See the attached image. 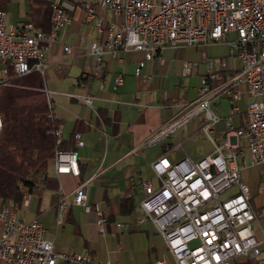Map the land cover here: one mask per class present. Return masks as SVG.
I'll use <instances>...</instances> for the list:
<instances>
[{"label":"built area","instance_id":"2783aa9c","mask_svg":"<svg viewBox=\"0 0 264 264\" xmlns=\"http://www.w3.org/2000/svg\"><path fill=\"white\" fill-rule=\"evenodd\" d=\"M95 3L121 17L119 23L109 21L104 26L102 19L95 17L94 8L85 4L86 20L96 18L95 27L104 35L89 48L97 68L103 54L114 57L119 52L134 50L143 53L135 68V74L140 75L145 62L162 47L209 42L225 43L228 58L240 62V68L220 89L229 87L226 91L232 103L243 93L250 97L245 124L234 126L226 120L221 140L213 138L211 126L218 117L211 112L210 102L220 89L210 88L207 78L203 77L193 107L181 119L165 126L160 134L173 131L185 119L202 112L206 122L201 130L213 142L214 150L197 159L186 157L170 161L161 156L153 162L152 169L160 184L154 187L148 180L137 183L142 196L135 220L138 223L150 221L155 226L175 264H231L240 257H257L261 250L252 228L255 212L250 203L249 188L240 179L239 160L247 151L250 165L264 164V0H95ZM73 7L68 0L52 2L48 31L37 28L28 20L9 24L6 10L0 9V86H9L12 77L25 76L32 71L39 72L44 78L48 46L70 21L67 9ZM63 49L66 53L71 52L68 45ZM209 64L212 65V60ZM216 68L226 69V61H221ZM191 70L192 64L184 61L182 75H188ZM121 80L120 75L114 76L115 84ZM43 91L47 117L55 122L50 93L45 87ZM71 95L93 108L94 96ZM53 133L59 143L62 140L59 125ZM160 134L152 136L146 143H155ZM232 137L235 142L231 141ZM75 142L77 146L82 144L77 133ZM53 170L55 175L78 176L77 152L56 151ZM91 179L75 187L71 202L86 212L91 210L87 202V184ZM261 185L264 186V176ZM20 190L19 205L11 199L0 204L1 264H118L87 254L57 252L37 218L27 220L18 215L19 206L27 207L34 193L24 186H20ZM67 207L68 203L60 196L57 224L62 222ZM94 211L98 231L104 233L108 214L101 207ZM115 226L127 229L128 223Z\"/></svg>","mask_w":264,"mask_h":264},{"label":"crops","instance_id":"0c3cea01","mask_svg":"<svg viewBox=\"0 0 264 264\" xmlns=\"http://www.w3.org/2000/svg\"><path fill=\"white\" fill-rule=\"evenodd\" d=\"M68 1L74 4L73 9H67L70 21L46 52L44 87L50 93L62 140H72L70 150L77 152L79 175H55L51 161L48 175L56 178L57 188L35 191L27 207L19 206L18 215L27 220L37 218L57 252L87 254L118 264H175L155 226L150 221L138 223L135 220L142 196L137 183L148 180L154 187L159 186L152 163L161 156L170 161L186 157L197 159L214 150L213 142L201 130L206 122L202 112L185 119L171 132H160L193 107L203 77L207 78L210 88L220 89L241 64L228 58L225 43L209 42L162 47L145 62L140 75L135 74V68L143 53L134 50L119 52L114 57L103 54L97 68L89 48L104 35L96 29L95 20L101 18L106 26L109 21L119 23L121 17L98 6L95 0ZM87 3L95 12L96 18L91 21L86 20ZM6 18L9 24L28 20V1L10 0ZM65 45L71 47L70 53L64 51ZM184 61L192 64L191 72L185 76L182 75ZM221 61H226V69L216 68ZM115 75L122 78L119 84L114 83ZM226 89L229 87L220 89L210 102L211 112L218 117L211 126V135L217 141L223 136L226 120L234 126H243L247 119L250 97L243 93L232 103ZM71 94L94 96L93 108ZM76 133L80 135V146L75 142ZM159 134L155 143H146ZM231 141L235 142V138ZM239 163L240 179L247 184L251 195L250 203L255 212L252 228L261 253L252 259L237 258L231 264L247 260L264 264L262 175L258 166L250 165L247 151ZM88 178H92L87 184V202L91 210L86 212L71 202L75 187ZM60 196L68 207L62 222L57 224ZM127 198L130 206L122 207ZM98 207L108 214L104 233L98 231L94 211ZM123 223H128L127 229L115 226Z\"/></svg>","mask_w":264,"mask_h":264},{"label":"trees","instance_id":"16d2710c","mask_svg":"<svg viewBox=\"0 0 264 264\" xmlns=\"http://www.w3.org/2000/svg\"><path fill=\"white\" fill-rule=\"evenodd\" d=\"M28 21L43 31L50 28L51 3L27 0ZM10 0H0L6 10ZM11 71L9 76L12 77ZM11 85L0 86V200L21 203L20 186L32 189L57 188L48 175L56 151H69L72 140L56 142L53 130L59 123L47 117L44 78L37 71L11 78ZM127 198L122 207L130 206ZM242 264H253L247 260Z\"/></svg>","mask_w":264,"mask_h":264},{"label":"rangeland","instance_id":"374dc122","mask_svg":"<svg viewBox=\"0 0 264 264\" xmlns=\"http://www.w3.org/2000/svg\"><path fill=\"white\" fill-rule=\"evenodd\" d=\"M50 1H52L53 3H54V2H57V0H50ZM191 107H192V106H191ZM191 107L189 108V110L191 109ZM189 110H188V111H189ZM257 168H258V170L260 171V175L264 176V164L258 166ZM262 176H261V177H262ZM241 181H242V180H241ZM262 189H264V188H262Z\"/></svg>","mask_w":264,"mask_h":264}]
</instances>
